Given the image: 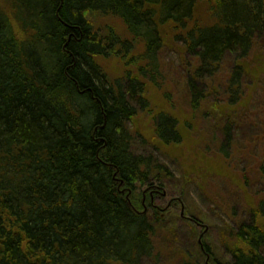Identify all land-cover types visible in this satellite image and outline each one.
Listing matches in <instances>:
<instances>
[{
    "label": "trees",
    "instance_id": "trees-1",
    "mask_svg": "<svg viewBox=\"0 0 264 264\" xmlns=\"http://www.w3.org/2000/svg\"><path fill=\"white\" fill-rule=\"evenodd\" d=\"M0 1L9 8L0 7V264H142L152 256L153 204L161 175L171 173L134 152L130 124L140 110L152 115L157 141L183 142L171 92L163 91L167 109L153 112L147 98L150 82L165 85V42L176 45L173 85L200 145L189 149L193 163L201 167L195 153L210 148L214 160L250 162L230 177L243 198L229 258L264 264V0ZM113 20L125 35L98 27ZM228 55L232 66L216 82ZM106 59L119 61L122 78L106 74ZM251 180L260 192L251 193ZM201 243L206 264H229Z\"/></svg>",
    "mask_w": 264,
    "mask_h": 264
},
{
    "label": "rangeland",
    "instance_id": "rangeland-1",
    "mask_svg": "<svg viewBox=\"0 0 264 264\" xmlns=\"http://www.w3.org/2000/svg\"><path fill=\"white\" fill-rule=\"evenodd\" d=\"M0 7L9 11L8 5L1 1ZM107 22L109 23L107 24ZM107 22L98 23V27L101 29L103 25H113L119 33L125 35V30L118 21ZM167 45L165 42L164 50L160 54L159 68L161 79L163 78L165 85L159 89L157 88L160 87L159 84L150 82L147 98L149 96L148 103L155 112L158 109L168 108L166 105L168 99L163 91L167 88L171 92L172 102L176 105V107L172 106V110L176 109L174 113L178 119L180 118V133L183 142L178 146L171 147L164 146L157 141L153 136V124L150 121L152 115L140 110H138V116L134 123L130 124L134 152L146 157L152 156L171 173L170 175H161L164 191L153 204L159 209L158 215L152 218V215H156L155 211L147 209L155 227L152 236L154 251L152 256L142 264H182V262L183 264H205L206 258L201 252V242L209 245L218 259L226 261L229 251L228 243H231L232 239L229 235L233 230H230L235 229L236 222L241 219V212L236 209L240 205L237 197L239 195L241 199L243 198L242 191L233 187L230 177L233 172L238 173L240 169L247 168L250 162H245L246 167H242V162L238 166H234L237 163L235 158H232L231 164L228 161L214 160L216 152L210 148L209 153L215 157L207 153V150V155L203 154L204 151L198 152L199 154L195 153L199 157L202 155V159L199 160L207 166L201 164V167H197L193 163L189 149L199 148L200 145L191 137L188 128L183 124L185 119L187 120L184 97L178 92L177 86L173 85L174 82L176 84L180 82L178 80L180 72L177 68L179 62L175 50L176 45L173 43L169 47ZM233 61V55L225 57L224 69H222V73L219 70L216 82L223 81L227 74L226 71L228 67L232 66ZM99 63L111 79L122 78L124 68L119 61L106 59L99 60ZM181 74H183L182 71ZM152 84L156 87H153ZM178 87L183 89L181 84ZM240 132L238 134L241 137ZM249 134L247 128L242 130V137L246 138ZM242 137L240 139H243ZM209 142L210 140L205 139L203 143ZM234 148L235 153L244 152L241 143H238ZM248 170L249 168L245 170L246 173ZM224 172L225 174H223ZM254 178L257 179L258 176H254ZM250 185L252 194L261 191L260 183L255 180H251ZM245 187L247 188V184ZM251 193H247V195H252ZM255 202L258 201L255 200ZM260 203L258 202V204ZM243 204L247 209L252 206V204L244 202ZM234 209H236L235 215L233 214ZM262 212L264 215V204ZM262 218L264 224V216ZM263 224H261L262 227H264Z\"/></svg>",
    "mask_w": 264,
    "mask_h": 264
},
{
    "label": "bare ground",
    "instance_id": "bare-ground-1",
    "mask_svg": "<svg viewBox=\"0 0 264 264\" xmlns=\"http://www.w3.org/2000/svg\"><path fill=\"white\" fill-rule=\"evenodd\" d=\"M205 73H207V71ZM226 262L229 263V264H233L234 263V260L232 258L230 259L229 258V255H228V260H226Z\"/></svg>",
    "mask_w": 264,
    "mask_h": 264
}]
</instances>
